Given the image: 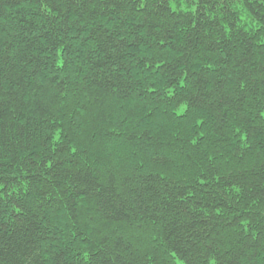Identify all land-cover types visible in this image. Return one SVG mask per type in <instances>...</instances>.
<instances>
[{
	"label": "trees",
	"instance_id": "obj_1",
	"mask_svg": "<svg viewBox=\"0 0 264 264\" xmlns=\"http://www.w3.org/2000/svg\"><path fill=\"white\" fill-rule=\"evenodd\" d=\"M186 2L0 0V264H264V0Z\"/></svg>",
	"mask_w": 264,
	"mask_h": 264
},
{
	"label": "rangeland",
	"instance_id": "obj_2",
	"mask_svg": "<svg viewBox=\"0 0 264 264\" xmlns=\"http://www.w3.org/2000/svg\"><path fill=\"white\" fill-rule=\"evenodd\" d=\"M180 6L179 8L182 9V10H188V8L186 7L187 6V2L186 0H180ZM171 6L174 8V9H177V4L175 2L171 3ZM194 7H192L191 9H193Z\"/></svg>",
	"mask_w": 264,
	"mask_h": 264
},
{
	"label": "snow or ice",
	"instance_id": "obj_3",
	"mask_svg": "<svg viewBox=\"0 0 264 264\" xmlns=\"http://www.w3.org/2000/svg\"><path fill=\"white\" fill-rule=\"evenodd\" d=\"M212 264H215V260L212 261Z\"/></svg>",
	"mask_w": 264,
	"mask_h": 264
}]
</instances>
